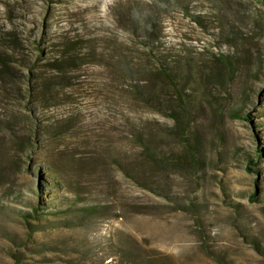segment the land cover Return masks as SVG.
I'll use <instances>...</instances> for the list:
<instances>
[{"label":"rangeland","instance_id":"374dc122","mask_svg":"<svg viewBox=\"0 0 264 264\" xmlns=\"http://www.w3.org/2000/svg\"><path fill=\"white\" fill-rule=\"evenodd\" d=\"M0 28V264H264V0H0Z\"/></svg>","mask_w":264,"mask_h":264},{"label":"trees","instance_id":"16d2710c","mask_svg":"<svg viewBox=\"0 0 264 264\" xmlns=\"http://www.w3.org/2000/svg\"><path fill=\"white\" fill-rule=\"evenodd\" d=\"M190 3V2H188ZM119 14H117V19L122 22L124 24V26H130L131 28L127 29L128 31L130 32H133V29H132V25H133V22L134 20L132 19L133 15H134V12H133V9L130 7V6H125V4H122L120 3L119 5ZM152 29L149 30L148 32V36H147V39L149 38V42L147 41H141V45L144 46V48H150V46L153 44H159V40L158 38H153V30L151 31ZM9 33L12 34V40L13 41H10L8 39V37H10L11 35L10 34H7V32L5 33L2 28H0V41L3 40V38H7V41H5V43H3L4 45H2V47H5L6 50H10V52L15 56V58L19 61V62H25V59H24V56L20 54V50L18 49L17 45H15L13 42H16L18 39L17 37L15 36L14 31H10ZM71 43V45L73 44L74 46H77L78 44V40H76L75 38H73L72 40H70L69 44ZM57 45H53L52 48H56ZM65 47H67V44H65ZM165 51V49H164ZM168 54L169 56H166L165 59H162V58H159L158 59V66L159 68L158 69H155L153 67H151V69H145V71L143 69H139L137 71H134V74L138 76V79L134 80L133 79V75H131V79L133 80L134 82V85H133V88L135 90V94L138 93L139 95L138 98L140 99V101H142V103H144L145 105L147 106H154L153 103H152V100L157 98L156 95H155V88H154V82L151 80L153 79L155 76H156V73L160 72V71H166L168 69V65H171L170 67L172 68L173 66L176 65V67H174L173 70H175L178 66H179V56H175V52L173 50H168ZM71 53H75V50L71 51ZM200 54H203L202 52H200ZM76 56L73 54L72 56H67L64 55V59L66 60H63V62L67 61V59H75ZM158 58V57H156ZM148 59H150V57H148ZM178 59V60H177ZM2 60L0 59V62ZM55 61L54 60V57H50V58H47L46 62L44 63L46 66L48 67H53L55 66ZM73 61V60H72ZM3 62V61H2ZM152 66V65H151ZM148 67V66H146ZM54 68V67H53ZM52 72L54 73H60L59 69L57 68H54L52 69ZM66 72V71H64ZM67 73V72H66ZM141 76H145L144 77H141ZM149 76V77H148ZM47 81V80H45ZM47 83V82H46ZM45 86L44 85H39L37 88H44ZM170 117H172L174 120H178V115L173 113L170 115ZM189 143V146H187V151H188V154H193L194 151H193V147L192 145L190 144V142L188 141ZM16 145L18 146L19 149H22L24 148V145L22 142H17ZM194 155V154H193ZM27 215V213H26ZM30 215V214H28ZM156 264H158V260L155 261Z\"/></svg>","mask_w":264,"mask_h":264}]
</instances>
